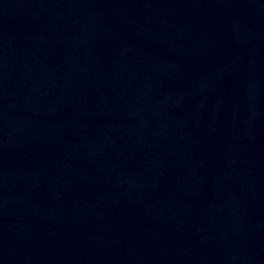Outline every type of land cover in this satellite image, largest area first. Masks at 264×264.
<instances>
[{
  "label": "water",
  "instance_id": "1",
  "mask_svg": "<svg viewBox=\"0 0 264 264\" xmlns=\"http://www.w3.org/2000/svg\"><path fill=\"white\" fill-rule=\"evenodd\" d=\"M0 264H264V0H0Z\"/></svg>",
  "mask_w": 264,
  "mask_h": 264
}]
</instances>
